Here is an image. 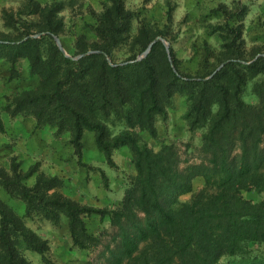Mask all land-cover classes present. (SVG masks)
Segmentation results:
<instances>
[{"label": "trees", "instance_id": "16d2710c", "mask_svg": "<svg viewBox=\"0 0 264 264\" xmlns=\"http://www.w3.org/2000/svg\"><path fill=\"white\" fill-rule=\"evenodd\" d=\"M23 7L4 18L6 28L17 34L0 31V60L15 70L27 58L38 80L15 96L17 107L27 106L38 125L53 126L56 135L69 130L79 155L86 129L94 132L109 162L113 149L129 145L136 168L121 205L96 208L59 192L62 180L57 175L36 173V166L23 172L13 158L10 171L0 167V186L25 203V214H41L54 223L65 216L75 245L86 247L87 239L100 247L94 260L81 264H264V78L253 85L257 103L243 98L248 78L264 73V56L248 64L238 61L245 59L240 24L226 20L217 28L228 51L220 61L227 63L198 80L179 68L173 47L167 52L160 39L146 56L134 60L156 36L167 33L141 23L130 38L135 12L124 0H109L94 14L95 24L89 23L93 37L80 34L74 50H68L72 55L92 50L77 59L65 55L54 38L64 27L58 17L64 4L41 6L25 0ZM23 13L40 17L35 31ZM130 39L133 53L116 60L117 48ZM178 84L191 100L186 113L190 127H207L199 162L191 166L183 165L173 143L155 150L138 133L157 137L156 117L166 114ZM113 118L125 124L116 134L109 125ZM32 175L35 181L29 185L26 180ZM197 175L204 184L193 192ZM245 191L262 197L248 198ZM189 192L191 198L182 201L180 196ZM92 213L107 217L111 229L90 234L85 217ZM21 246L53 264L45 257L47 241L0 198V264H32Z\"/></svg>", "mask_w": 264, "mask_h": 264}, {"label": "rangeland", "instance_id": "374dc122", "mask_svg": "<svg viewBox=\"0 0 264 264\" xmlns=\"http://www.w3.org/2000/svg\"><path fill=\"white\" fill-rule=\"evenodd\" d=\"M24 1L0 0L1 32L13 34L12 36L17 34L12 33V29L6 28L4 18L6 12L17 14L19 10H25ZM35 1L41 6L64 4V8L58 13L64 27L59 35H54V38L56 43L57 38L60 40L65 55L77 59L92 52L88 50L72 55L68 50H74V42L80 34L93 37L89 23L95 24L94 14L102 12L109 0ZM124 1L126 7L135 12L130 38L137 33L141 23L154 29L165 30L167 37L161 35L156 37L162 38L160 40L165 44L167 52L170 45L173 47L179 60V68L195 79L200 80L204 75H206L204 78H208L227 63V60L220 61L223 54L228 51L225 48V35L217 29L226 20L240 24L242 29L241 47L245 59L238 61L248 64L264 56V0ZM240 9L242 14L238 15ZM225 10L228 11L227 14ZM23 17L27 22H32L28 23V26L35 31L37 27L34 24L39 22L40 17L29 13H23ZM40 33L33 36H39ZM133 50L130 39L117 48L115 59L121 61L133 53ZM145 50L136 52L137 57L134 60L142 59L143 57H139ZM171 65L178 73L173 61ZM211 70H213L212 74H208ZM263 78L264 73L248 78L243 90V98L247 102H258L253 92V85ZM37 82L36 76L30 73L27 58L20 59L15 70L10 68L5 59L0 60V118L4 124V130L0 131V167L10 171L11 161L15 158L23 172L36 166V173L43 172L46 175L60 177L62 184L57 190L81 204L109 209L120 206L125 189L136 174L134 153L130 146L122 145L113 149L112 162H109L97 147L94 132L86 129L82 152L80 155L77 154L70 142L69 130L56 135L53 126L38 125L35 115L27 109V106L17 107L15 96L22 90L36 85ZM172 94L166 114L156 117L157 137H152L146 131L138 133L143 141L155 150L163 143H173L183 159V165L191 166L199 162L198 152L207 127H190L186 113L191 100L185 89L178 84L173 88ZM109 125L114 134L125 128V124L115 118L109 122ZM34 181L35 175L26 180L29 185ZM203 184V176H195L193 192L201 189ZM244 195L254 200L262 197V194L256 191H245ZM191 196L190 192L184 193L180 199L189 200ZM0 198L22 218L29 229L47 241L48 249L45 257L48 261L53 264L65 262L81 264L97 257L100 247L93 245L91 241L86 239V247L73 243L65 216H62L58 223L46 219L41 214L28 216L25 214V203L18 197L10 196L1 186ZM85 222L90 234L99 235L101 231L111 229L108 218L101 217L99 213L86 216ZM21 252L32 264H48L43 255L37 251L21 246Z\"/></svg>", "mask_w": 264, "mask_h": 264}, {"label": "water", "instance_id": "95a60500", "mask_svg": "<svg viewBox=\"0 0 264 264\" xmlns=\"http://www.w3.org/2000/svg\"><path fill=\"white\" fill-rule=\"evenodd\" d=\"M159 39H162V38H161V37H156V38H155V39H154V40L148 45V47H147V49L145 50V52H144L142 55H140L139 58H142V57L146 56L147 53L150 51L152 44H153L155 41L159 40ZM57 44H58V46L60 47V49H61L62 51H64V49H63V47H62V44H61V42H60V40H59L58 38H57ZM170 60H171V58H170ZM171 62H172V60H171Z\"/></svg>", "mask_w": 264, "mask_h": 264}]
</instances>
